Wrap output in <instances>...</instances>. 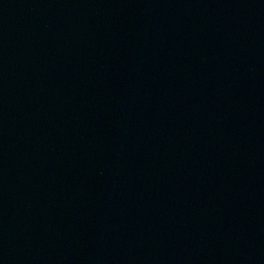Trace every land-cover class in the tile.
Segmentation results:
<instances>
[{
    "label": "water",
    "instance_id": "water-1",
    "mask_svg": "<svg viewBox=\"0 0 264 264\" xmlns=\"http://www.w3.org/2000/svg\"><path fill=\"white\" fill-rule=\"evenodd\" d=\"M0 264H264V0H0Z\"/></svg>",
    "mask_w": 264,
    "mask_h": 264
}]
</instances>
